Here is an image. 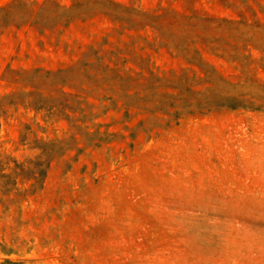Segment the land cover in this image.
Returning <instances> with one entry per match:
<instances>
[{"label":"rangeland","instance_id":"obj_1","mask_svg":"<svg viewBox=\"0 0 264 264\" xmlns=\"http://www.w3.org/2000/svg\"><path fill=\"white\" fill-rule=\"evenodd\" d=\"M0 264H264V0H0Z\"/></svg>","mask_w":264,"mask_h":264}]
</instances>
